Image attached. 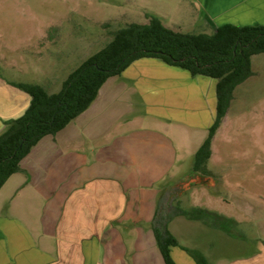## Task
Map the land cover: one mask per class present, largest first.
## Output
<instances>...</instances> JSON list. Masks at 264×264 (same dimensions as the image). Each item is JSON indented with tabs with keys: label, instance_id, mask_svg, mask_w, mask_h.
Listing matches in <instances>:
<instances>
[{
	"label": "crops",
	"instance_id": "1",
	"mask_svg": "<svg viewBox=\"0 0 264 264\" xmlns=\"http://www.w3.org/2000/svg\"><path fill=\"white\" fill-rule=\"evenodd\" d=\"M187 1L200 13L195 23L214 31L228 23L264 25V0ZM49 44L47 53L42 40L35 47L34 82L16 76L10 63L0 72V135L31 104L13 83L58 93L91 56L77 58ZM216 86L213 78L156 58L139 59L110 78L93 104L58 134L43 137L1 188L0 264H165L152 229L155 185L177 170L181 149L194 158L207 138L217 115ZM178 220L169 224L177 239ZM207 229L219 237V230ZM220 234L225 248L218 240L210 250L178 241L212 264H264V246ZM235 239L249 246L235 249ZM172 256L177 264H196L180 247Z\"/></svg>",
	"mask_w": 264,
	"mask_h": 264
},
{
	"label": "rangeland",
	"instance_id": "2",
	"mask_svg": "<svg viewBox=\"0 0 264 264\" xmlns=\"http://www.w3.org/2000/svg\"><path fill=\"white\" fill-rule=\"evenodd\" d=\"M148 13L159 16L176 31H214L200 22V13L187 0H0V72L10 63L15 66L16 76L34 82L32 62H36L35 47L41 40L46 53L51 43L53 48L63 49L64 53L74 51L81 58L102 49L119 29L131 23H147ZM194 18L200 20L195 23ZM51 26L59 30L51 32ZM252 69L253 76L236 88L227 117L215 136L208 164L211 176L194 174L193 156L183 154L181 149L182 161L177 170L155 188L159 191L157 205L161 198L179 194L174 204L180 200L186 209L200 207L232 215L241 223L239 229L245 237L262 247L264 53L253 56ZM178 221V239L183 245L202 250L215 248L217 240L221 248L228 245L227 238L220 236L222 232L217 231L219 237H213L214 231L210 233L200 222L183 217ZM234 245L235 249L249 246L236 239Z\"/></svg>",
	"mask_w": 264,
	"mask_h": 264
},
{
	"label": "trees",
	"instance_id": "3",
	"mask_svg": "<svg viewBox=\"0 0 264 264\" xmlns=\"http://www.w3.org/2000/svg\"><path fill=\"white\" fill-rule=\"evenodd\" d=\"M147 23H131L116 31L112 39L91 55L64 81L58 93H48L39 84L13 83L32 100L18 119L7 121L0 135V190L21 169V161L45 136L56 135L85 112L97 99L101 87L120 76L131 64L143 58H156L187 70L192 76L217 80V115L208 136L194 155L192 172L211 176L208 164L213 141L228 113L236 88L253 76L252 58L264 53V25L223 24L213 33H184L167 27L161 18L147 14ZM176 196V197H175ZM179 197L161 198L152 223L155 240L165 264H177L172 248L180 247L196 264H212L205 254L182 246L170 231L177 217L240 239L241 224L206 208L181 206Z\"/></svg>",
	"mask_w": 264,
	"mask_h": 264
}]
</instances>
